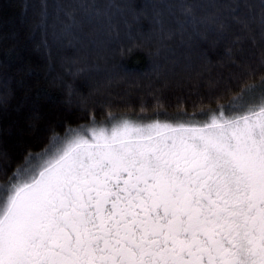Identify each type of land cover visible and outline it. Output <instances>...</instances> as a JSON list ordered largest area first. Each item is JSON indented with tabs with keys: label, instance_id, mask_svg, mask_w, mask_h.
<instances>
[{
	"label": "snow or ice",
	"instance_id": "1",
	"mask_svg": "<svg viewBox=\"0 0 264 264\" xmlns=\"http://www.w3.org/2000/svg\"><path fill=\"white\" fill-rule=\"evenodd\" d=\"M109 118L0 186V264H264V76L214 110Z\"/></svg>",
	"mask_w": 264,
	"mask_h": 264
},
{
	"label": "trees",
	"instance_id": "2",
	"mask_svg": "<svg viewBox=\"0 0 264 264\" xmlns=\"http://www.w3.org/2000/svg\"><path fill=\"white\" fill-rule=\"evenodd\" d=\"M262 63L261 0H0V186L27 154L109 113L227 105Z\"/></svg>",
	"mask_w": 264,
	"mask_h": 264
},
{
	"label": "rangeland",
	"instance_id": "3",
	"mask_svg": "<svg viewBox=\"0 0 264 264\" xmlns=\"http://www.w3.org/2000/svg\"><path fill=\"white\" fill-rule=\"evenodd\" d=\"M123 118H129V119H133V120H143V119H140V118L134 117V116H127V117H123ZM159 119L164 120V119H168V118L162 117V118H159ZM143 121L147 122V121H150V120H143ZM95 125L96 126H100V125H97V124H95ZM103 125H105V124H103ZM91 126H93V124L92 125H87V126H84V127H91Z\"/></svg>",
	"mask_w": 264,
	"mask_h": 264
}]
</instances>
